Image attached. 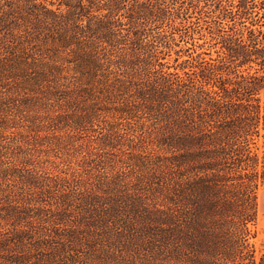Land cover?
<instances>
[{
	"label": "trees",
	"instance_id": "trees-1",
	"mask_svg": "<svg viewBox=\"0 0 264 264\" xmlns=\"http://www.w3.org/2000/svg\"><path fill=\"white\" fill-rule=\"evenodd\" d=\"M263 89L264 0H0V264H264Z\"/></svg>",
	"mask_w": 264,
	"mask_h": 264
},
{
	"label": "rangeland",
	"instance_id": "rangeland-1",
	"mask_svg": "<svg viewBox=\"0 0 264 264\" xmlns=\"http://www.w3.org/2000/svg\"><path fill=\"white\" fill-rule=\"evenodd\" d=\"M261 98L264 100V89L261 91ZM262 139L260 142H262ZM254 229L256 230V235L252 238V242L257 252L260 253L264 249V187H261L258 191V219Z\"/></svg>",
	"mask_w": 264,
	"mask_h": 264
}]
</instances>
